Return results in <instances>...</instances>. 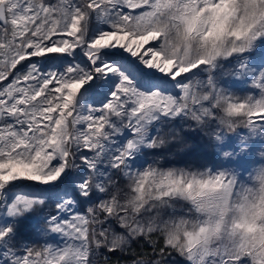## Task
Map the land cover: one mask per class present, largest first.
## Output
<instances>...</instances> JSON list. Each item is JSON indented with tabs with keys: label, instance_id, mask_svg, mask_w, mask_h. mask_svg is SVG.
<instances>
[{
	"label": "snow or ice",
	"instance_id": "6c2138e0",
	"mask_svg": "<svg viewBox=\"0 0 264 264\" xmlns=\"http://www.w3.org/2000/svg\"><path fill=\"white\" fill-rule=\"evenodd\" d=\"M0 264H264V0H0Z\"/></svg>",
	"mask_w": 264,
	"mask_h": 264
},
{
	"label": "rangeland",
	"instance_id": "374dc122",
	"mask_svg": "<svg viewBox=\"0 0 264 264\" xmlns=\"http://www.w3.org/2000/svg\"><path fill=\"white\" fill-rule=\"evenodd\" d=\"M187 144L189 147L186 149V155H180L175 157L177 160H191L195 156L200 155L203 151L202 144L203 141L196 135H191L188 137Z\"/></svg>",
	"mask_w": 264,
	"mask_h": 264
}]
</instances>
